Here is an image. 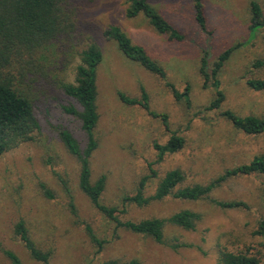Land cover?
Segmentation results:
<instances>
[{"label":"rangeland","instance_id":"374dc122","mask_svg":"<svg viewBox=\"0 0 264 264\" xmlns=\"http://www.w3.org/2000/svg\"><path fill=\"white\" fill-rule=\"evenodd\" d=\"M147 1L185 34V41L169 42L142 14L127 18V0H67L76 21L75 33L39 54L50 77L44 82L47 94H40L35 109L39 128L30 140L0 156V264H11L5 250L12 251L22 264H41L14 234L19 220L25 223L35 247L51 253L50 264L130 260L139 264H218L221 250L243 252L264 264V230L258 233L264 223V177H229L210 195L221 202H243L245 208L223 209L208 200L173 197L143 206L123 203L125 196L136 193L150 169L156 176L147 182L149 194L171 169L184 174L180 188L207 185L227 170L264 155V133L245 135L221 115L231 111L241 117L264 118V91L256 92L246 84L247 79L264 76V69L253 67L256 60L264 59V28L252 39L248 31L250 3L256 2L264 12V0H204L205 33H199L190 0ZM110 26L119 27L133 44L146 48L164 69L165 79L128 60L114 42L106 40L103 32ZM91 43L103 55L96 80L98 147L90 159L92 180L106 178L103 203L117 208L122 221L166 220L188 210L196 216L193 231L167 225L165 243H156L150 237L116 228L80 191L79 164L59 138V130L64 128L81 148L86 146L80 120L62 110L63 106L79 107L51 81L72 83L80 53ZM230 47L237 48L218 75L224 101L219 109H210L214 96L199 74L200 56L202 50L209 49L212 66L217 55ZM168 85L179 94L188 88L190 104L175 99ZM142 89L148 109L125 104L119 98L123 94L141 102ZM161 115L185 145L178 153L158 159L154 144L164 145L168 138ZM86 226L104 241L101 249L90 240Z\"/></svg>","mask_w":264,"mask_h":264},{"label":"trees","instance_id":"16d2710c","mask_svg":"<svg viewBox=\"0 0 264 264\" xmlns=\"http://www.w3.org/2000/svg\"><path fill=\"white\" fill-rule=\"evenodd\" d=\"M127 18H135L142 14L154 31L165 36L169 42L181 43L185 41V34L173 26L162 14L152 7L147 0H127ZM194 20L199 33L207 30V19L204 0H190ZM251 19L248 25L249 37L264 28V12L256 2L250 3ZM76 31V21L72 12L67 7V0H0V156L22 142L31 139L32 133L39 128L35 117L37 100L40 94H47L44 90V82L50 77L47 68L41 64L45 62L39 54L50 45L72 36ZM106 40L116 44L117 49L128 60L138 64L148 72L165 79V71L154 60L143 46L133 44L131 39L117 26H110L104 32ZM249 39V40H250ZM237 47L223 50L210 66L211 54L209 49L202 50L199 60V74L204 84L213 91V99L210 109H219L224 101V94L218 75L230 55ZM103 61L100 48L91 43L80 53V63L75 70V78L72 83L51 81L66 96L70 97L78 105L63 106L62 110L77 117L81 122V128L87 138L84 148H81L77 139L67 130H59V138L67 152L73 156L79 164L78 186L80 191L89 199L95 209L104 217L115 224L116 228L128 230L132 233L152 238L156 243L164 244V232L167 225L193 231L195 228V214L188 211H180L166 220L159 218H147L140 221H122L120 212L115 207H109L102 201L105 190L106 178L99 177L92 180L90 159L98 147L95 130L98 124L97 113V71ZM254 68L264 69V59L256 60ZM247 86L256 91H264V76L257 79H247ZM171 87L170 85H168ZM175 99H184L190 104L189 89L186 88L179 94L171 87ZM35 92H33V91ZM119 98L125 104H139L148 109L147 95L141 90V102L131 99L123 94ZM151 116L155 114L149 112ZM231 125L245 135L255 136L264 133V118L254 115L238 116L231 111L221 114ZM162 122L167 130L168 138L164 145L154 144L158 153V159L165 155H173L184 148L185 140L175 131L169 129L167 117L161 115ZM149 176L144 177L131 196H125L123 203H131L135 206L147 205L153 201H161L168 197L186 201L208 200L215 206L223 209L245 208L243 202H221L210 198L213 189L221 181L233 176L256 175L264 177V155L253 157L247 164L239 165L227 170L223 176L207 185H191L180 188L184 182V174L179 169H171L158 180L151 194L147 193L146 186L149 179L156 176L153 170H149ZM46 196L52 195L46 191ZM264 230L261 223L260 231ZM85 231L90 240L98 248H102L104 241L99 240L89 226ZM15 236L23 243L32 259L41 264H50V252H42L37 249L28 236L25 223L19 220L14 226ZM5 257L11 264H22L20 259L9 250L4 251ZM109 264H139L136 260L111 261ZM218 264H260L255 257L243 252H231L221 250L218 253Z\"/></svg>","mask_w":264,"mask_h":264}]
</instances>
